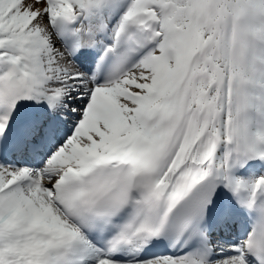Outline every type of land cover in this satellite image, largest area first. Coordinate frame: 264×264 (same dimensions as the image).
<instances>
[{
	"label": "snow or ice",
	"instance_id": "snow-or-ice-1",
	"mask_svg": "<svg viewBox=\"0 0 264 264\" xmlns=\"http://www.w3.org/2000/svg\"><path fill=\"white\" fill-rule=\"evenodd\" d=\"M0 264H264V0H0Z\"/></svg>",
	"mask_w": 264,
	"mask_h": 264
}]
</instances>
